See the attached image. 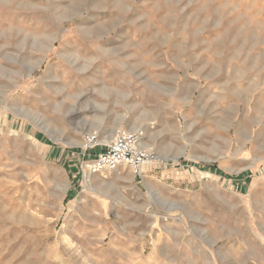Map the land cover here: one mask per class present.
<instances>
[{
    "label": "rangeland",
    "instance_id": "374dc122",
    "mask_svg": "<svg viewBox=\"0 0 264 264\" xmlns=\"http://www.w3.org/2000/svg\"><path fill=\"white\" fill-rule=\"evenodd\" d=\"M0 264H264V0H0Z\"/></svg>",
    "mask_w": 264,
    "mask_h": 264
},
{
    "label": "built area",
    "instance_id": "2783aa9c",
    "mask_svg": "<svg viewBox=\"0 0 264 264\" xmlns=\"http://www.w3.org/2000/svg\"><path fill=\"white\" fill-rule=\"evenodd\" d=\"M85 141L86 146H81L80 152L73 154V156L82 158L79 171L82 172L83 178L86 174L101 175L116 172L124 166L130 168L135 176H142L143 169L152 166L157 161L155 154H149L140 149L139 145L142 141L140 134L129 135L127 131L119 129L111 143L90 142L89 137H86ZM98 147L103 149L94 155L90 154Z\"/></svg>",
    "mask_w": 264,
    "mask_h": 264
},
{
    "label": "bare ground",
    "instance_id": "6f19581e",
    "mask_svg": "<svg viewBox=\"0 0 264 264\" xmlns=\"http://www.w3.org/2000/svg\"><path fill=\"white\" fill-rule=\"evenodd\" d=\"M124 131H127L128 133H129V135L130 134H139V129L136 127L135 129H130V130H124ZM114 133H116V132H114ZM93 136H91V137H89V141L91 142V141H99V142H101L99 139V135L98 134H96V133H94V134H92ZM114 136L116 137V134H114ZM114 137V138H115ZM88 142V141H87ZM86 142V143H87ZM142 142V141H141ZM86 143H84V145H86ZM139 147H140V149L141 150H143V151H146V153H149V154H154V152H152V150L151 149H149L148 148V146H146L143 142L142 143H140V145H139ZM153 166V165H152ZM146 169V168H145ZM145 169H143V170H145ZM123 170H126V168H125V166L123 167V168H121L120 170H119V172H121V171H123ZM114 173V172H113ZM132 174H134L133 172H132Z\"/></svg>",
    "mask_w": 264,
    "mask_h": 264
},
{
    "label": "trees",
    "instance_id": "16d2710c",
    "mask_svg": "<svg viewBox=\"0 0 264 264\" xmlns=\"http://www.w3.org/2000/svg\"><path fill=\"white\" fill-rule=\"evenodd\" d=\"M210 170H211L212 172H216V170H215L214 168H212V167L210 168Z\"/></svg>",
    "mask_w": 264,
    "mask_h": 264
}]
</instances>
